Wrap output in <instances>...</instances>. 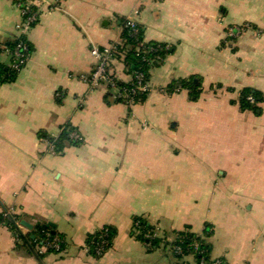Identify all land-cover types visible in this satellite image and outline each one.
I'll return each instance as SVG.
<instances>
[{"label":"crops","instance_id":"obj_1","mask_svg":"<svg viewBox=\"0 0 264 264\" xmlns=\"http://www.w3.org/2000/svg\"><path fill=\"white\" fill-rule=\"evenodd\" d=\"M39 20L18 31L16 0H0V66L23 35L32 52L13 82L0 83V216L16 215L65 241L41 251L33 234L0 221V264H195L168 246L148 248L134 223L147 222L174 241L189 229L207 238L211 257L264 264V102L243 111V90L264 95V0H40ZM138 9L147 43L164 45L150 71L153 91L131 108L81 78L91 51L121 41V23ZM246 26L235 41L231 27ZM112 74L132 80L126 61ZM200 84V95L180 84ZM254 108V106H253ZM144 120L147 126H144ZM71 126L84 138L57 153L47 139ZM109 227L102 257L86 250Z\"/></svg>","mask_w":264,"mask_h":264},{"label":"built area","instance_id":"obj_2","mask_svg":"<svg viewBox=\"0 0 264 264\" xmlns=\"http://www.w3.org/2000/svg\"><path fill=\"white\" fill-rule=\"evenodd\" d=\"M40 0H16L17 6L20 8L22 13V23L18 26L20 33H25L33 24L39 20V11L37 4ZM140 11L134 9L121 23V41L114 43L107 48L99 49L94 47L91 51L92 56L96 60V67L94 71L81 78L91 90L99 88H105L107 94L117 102H121L131 108L141 103L144 98L149 96L153 91V87L149 81V72H145L142 67H139L135 71H131L132 80L128 84L121 83L110 71V65L115 59H122L126 61L127 54L130 50L135 49L138 57H142L144 63H148L150 71L152 68L158 66L163 62L164 57L159 56L157 53L163 48L160 45L152 46L147 43L144 39H141L142 28L139 24L138 17ZM246 26L231 27L228 30V38L230 41H235L239 36L246 30ZM23 35L19 36L16 40L18 41L14 51L7 50L12 57L10 69L19 73L30 59V53L28 46L21 39ZM131 39L134 44H129L128 41ZM167 50V48L165 47ZM151 55V59H149ZM127 63V62H126ZM128 66V64H127ZM247 101L251 106H256L257 102L253 96H248ZM144 126H147V121L144 120ZM64 131V130H63ZM70 138L78 143H83L84 138L82 135L74 130L70 133ZM59 138L52 140H46L48 149L52 154L57 153V141ZM6 217L16 215V208L10 207L4 211ZM15 234L17 239L20 240L21 225L19 221H16ZM136 234L141 236L145 245L148 248H154V241L157 239L162 240L161 244L168 246L171 254L178 259L195 258L201 256L199 264H227L221 259L210 258L207 260L206 251L201 247V243L196 239L189 245L184 246L185 241L177 233L174 241H170L168 238H163L160 235V231L157 228L152 229L148 232H143L140 226V221L134 223ZM211 233V229L209 230ZM98 237L99 242L95 248V257H102L109 248L112 246V240L110 237L109 227H105L99 231ZM190 233H192L190 231ZM196 238L207 239L205 236H197ZM65 241L58 236H51L47 234V238L43 241L40 246L41 251L47 252H61L64 248ZM86 250L91 252L89 246ZM92 254V253H91Z\"/></svg>","mask_w":264,"mask_h":264},{"label":"trees","instance_id":"obj_3","mask_svg":"<svg viewBox=\"0 0 264 264\" xmlns=\"http://www.w3.org/2000/svg\"><path fill=\"white\" fill-rule=\"evenodd\" d=\"M143 32L141 33V39H143ZM23 40V42H25V44L28 46V49H29V53L31 55V52H32V47L30 45V43H28L27 39L25 38V36H23L21 38ZM18 41L15 40L14 42L10 43L8 45V48L11 50V51H14L15 48H16V45H17ZM129 44H134V42L129 39L128 41ZM150 45L152 46H156V45H160V44H157V43H150ZM163 50L159 51L157 54L159 56H162V57H165V55L167 54L168 50L165 49V46L164 45H160ZM149 59H151V55H149ZM126 62L129 66V69L131 71H135L137 70L139 67H142L143 70L145 72H149V75H150V66L148 65V63H144L143 60H142V57H138L137 55V52L135 51V49H132L130 50V52L127 54V57H126ZM17 72L11 70L10 68L9 69H5L4 67H1L0 66V83H4V82H13L15 79H16V76H17ZM180 86L183 88V89H187L189 91H191V96L193 99H197L200 95V84L199 83H196V80L193 79V80H190V81H187V82H182L180 84ZM248 96H253L258 103H263L264 102V95L258 91H255L253 89H245L243 90L242 92V95H241V99H240V106H241V109L243 111H246V110H251V109H254L255 111H257V108H253V106H251L249 104V102L247 101V97ZM146 98H144L142 100V102L145 100ZM74 131V128H72L71 126H67L64 131L62 132L60 138L58 139L57 141V150L60 149V146H62V144L64 142H68L69 144L71 145H79L80 143L74 141L73 139L70 138V133ZM19 216L18 215H13L11 217H6L5 216V213L3 212L0 216V221L4 222L8 227H10L11 229L15 230L16 229V221L19 220ZM137 221H140V226H141V229L143 232H148V231H151L153 228L145 221H142V220H137ZM110 229V237H111V240L113 242V239H114V231ZM210 228H207L205 230V237L206 238H209L211 236V233L209 232ZM37 239L36 241V245L37 247L40 248V246H42V243L43 241L47 238V234H50L51 236H58L56 234H54L52 231H50L49 229H45L43 227H40L38 229H36L33 233ZM100 233L97 234V236L93 237V238H90L89 241H88V246L90 247L91 249V253L92 255L95 256V248L99 242V237ZM179 236L182 237V239L185 241V244L184 246L186 245H189L190 243H192V241L194 240H198L200 243H201V247L206 251V257H207V260H209L211 257V251H210V245L207 243V239H202V238H196L197 235L194 234V233H190V230L187 229L185 232H181L179 234ZM59 237V236H58ZM21 240H29L30 239V236L25 238L21 235ZM162 240L160 239H157L154 241V248L158 247L160 244H161ZM178 259V258H177ZM194 261H195V264H199V262L201 261V256H197L195 258H193ZM178 260H181V259H178Z\"/></svg>","mask_w":264,"mask_h":264},{"label":"water","instance_id":"obj_4","mask_svg":"<svg viewBox=\"0 0 264 264\" xmlns=\"http://www.w3.org/2000/svg\"><path fill=\"white\" fill-rule=\"evenodd\" d=\"M21 225L29 230H33L34 228L38 229L40 227H43L45 229L54 228V225L49 223L48 225H41L40 223H36L32 221L29 218H24V220L21 222Z\"/></svg>","mask_w":264,"mask_h":264}]
</instances>
